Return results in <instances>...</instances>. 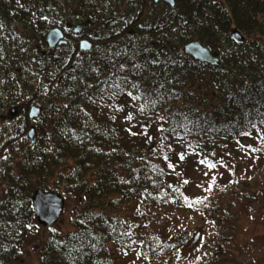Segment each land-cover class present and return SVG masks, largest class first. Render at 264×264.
Here are the masks:
<instances>
[{
    "label": "trees",
    "instance_id": "1",
    "mask_svg": "<svg viewBox=\"0 0 264 264\" xmlns=\"http://www.w3.org/2000/svg\"><path fill=\"white\" fill-rule=\"evenodd\" d=\"M175 1L0 0V264L38 232L32 198L54 191L50 179L86 206L67 235L49 228L40 264H118L179 250L123 204L235 220L213 192L196 197L176 183L170 167L227 148L264 161V0ZM84 22L79 35L69 27ZM55 28L66 46H48ZM192 42L220 65L185 55ZM35 101L41 114L31 119ZM21 104L23 124L6 136L12 123L2 117ZM229 257L221 241L186 264H234Z\"/></svg>",
    "mask_w": 264,
    "mask_h": 264
},
{
    "label": "rangeland",
    "instance_id": "2",
    "mask_svg": "<svg viewBox=\"0 0 264 264\" xmlns=\"http://www.w3.org/2000/svg\"><path fill=\"white\" fill-rule=\"evenodd\" d=\"M41 104L35 101L30 106L40 108ZM22 106L21 104L14 107L16 115L13 121H8L13 108L3 115L2 124L12 123L6 129V136L13 134L15 126L23 124ZM160 148H156L157 153L162 152ZM192 156L190 155L187 160L175 158L174 167H170L174 181L180 184L184 182L189 186L192 196H205L213 192L214 197L222 201L221 211H225L230 218L236 216L232 218L235 220L230 223L215 219L202 220L177 210L151 212L145 207L138 208L136 204H121L123 213L144 217V221L154 227L158 226L170 242L178 243L181 247L176 245L179 250L164 258L140 260L136 256H131L119 261L118 264H186L221 241L232 263L264 264V161L244 155L238 148ZM241 180L250 182L251 187L244 188ZM48 185L53 192L58 190L66 201L64 214L54 229L67 235L73 230L72 219L76 218L86 205L83 204V199L67 194L65 181L50 179ZM57 187L60 189H56ZM52 234L53 231L39 225L38 232L29 237L22 252L12 264H40L44 243ZM198 234L200 237L195 246L186 243V236H190L191 240Z\"/></svg>",
    "mask_w": 264,
    "mask_h": 264
},
{
    "label": "water",
    "instance_id": "3",
    "mask_svg": "<svg viewBox=\"0 0 264 264\" xmlns=\"http://www.w3.org/2000/svg\"><path fill=\"white\" fill-rule=\"evenodd\" d=\"M154 3H165L172 8L176 7L175 0H154ZM88 24V22L77 24L75 26L71 24L69 27L70 29H73L75 34L79 35L85 28L88 27ZM233 36L238 40L243 39L239 32H234ZM47 43L50 48H55L57 46H66L68 41L65 38L64 32L59 28H55L49 32L47 36ZM80 49L82 51L89 52L92 49V44L88 40H81ZM184 53L197 62L209 64L211 66L220 65L219 56L216 53L211 52L207 47L203 46L199 42H192L186 45L184 47ZM40 114V108L36 106L31 107L29 114L31 119H38ZM15 115L16 108H13L9 113V119H14ZM35 136V129L32 128L27 137L34 142ZM32 201L37 223L41 227L49 229L60 222L66 207V201L62 195L38 189L35 191ZM199 237V234L195 236L193 242L191 243L192 246H195L198 243Z\"/></svg>",
    "mask_w": 264,
    "mask_h": 264
}]
</instances>
